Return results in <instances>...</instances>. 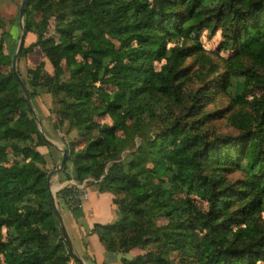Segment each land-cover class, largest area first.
Masks as SVG:
<instances>
[{"label":"trees","instance_id":"obj_1","mask_svg":"<svg viewBox=\"0 0 264 264\" xmlns=\"http://www.w3.org/2000/svg\"><path fill=\"white\" fill-rule=\"evenodd\" d=\"M51 28L59 42L47 39ZM203 32L211 38L220 33L218 51L233 58L201 98L233 88L241 103L250 87L261 93L245 120L232 118L239 135L211 138L195 127L197 121L179 117L122 159L135 137L144 138L151 103L181 101L184 64L192 48L204 52L198 40ZM29 34L36 41L20 56L40 48L53 68L43 87L61 98L70 131L86 138L96 119L112 121L74 155L69 178L92 179L98 192L113 196L117 219L90 232L106 252H146L122 264H264V225L254 220L264 212V0H27ZM172 43L181 45L168 47ZM63 61L70 72L66 82ZM7 63L0 38V255L6 264H68L73 256L52 207L45 158L37 151L47 145L12 72L1 71ZM43 70L41 63L29 71L35 88L42 86ZM110 80L117 88L111 94L102 88ZM9 155L20 161L9 165ZM239 162L243 182L233 185L226 173ZM72 194L66 188L59 198L78 220V201L67 203ZM192 197L207 210L193 215ZM162 219L167 223L159 226ZM239 222L250 228L249 236L244 228L233 231Z\"/></svg>","mask_w":264,"mask_h":264},{"label":"rangeland","instance_id":"obj_2","mask_svg":"<svg viewBox=\"0 0 264 264\" xmlns=\"http://www.w3.org/2000/svg\"><path fill=\"white\" fill-rule=\"evenodd\" d=\"M22 1L23 0H0V38L3 40L4 54L8 60V63L1 68L3 73L12 72L13 58L17 53L20 37L22 34H24V18L21 21V25L19 20V12ZM24 37V48H28L36 41V38L31 34L26 36L24 35ZM47 39L55 42L60 41V38L52 33V28L50 33L47 35ZM198 40L201 45V49L204 52H201L198 46H196L195 48H192V52L195 50L193 52L192 58L190 57L185 61V76L181 81V101L176 104H173L169 101L163 103H151L152 112L145 114L143 117V121L145 122L144 125L147 129L146 133L144 135L142 134L144 138L135 137L134 146L130 147L121 154L122 159H125L128 154L134 152L142 142L141 139L147 138L145 136L154 138L156 135H159L163 131L171 128V125L174 123V119L179 117L183 123L197 121L195 127H201V130L211 138L223 136L237 137L239 135L240 131L233 126L232 118L238 117L239 119L245 120L247 115L252 113V109L257 104L261 93L259 90L250 87V91L244 96L241 103L235 99V92L233 88L230 90L217 91L214 96L208 99L201 98L202 95H205L203 89L208 85L210 80L225 75L227 70L226 63L232 60L233 54L230 52L225 53L218 51V47L221 43L220 33L211 38L209 37L208 33L203 32L200 33ZM174 45L179 46L181 43H172L168 45V47H172ZM192 45L194 44L188 43L186 46L190 48ZM244 62L248 68L252 67L254 69L250 63L246 61ZM41 63H44V70L38 81H40L42 86L35 88L33 86L35 83L33 82V76L29 74V71L36 69V67ZM62 65L64 70L62 81L66 82L69 80L70 72L66 69L64 61ZM154 69L158 71L160 69V65L155 63ZM16 71L23 81L29 93V97L31 94L34 95V99L30 100L33 107V114L38 123L40 134L42 133L47 140L55 145V148H51L48 145L47 147L37 148L38 152L39 150L42 151V155L46 161V165L43 167V169L48 173L49 192L51 191L50 180L53 176H59L61 180L68 181L66 184L72 182V186L77 185L78 182L69 180L73 172L72 160L74 155L85 148L87 139L100 137L102 127L112 125L111 119L109 117L96 119V126L93 132L87 134L86 138H81L80 136L76 135L75 132H71L68 125L67 116L61 110L58 102L61 100V98H55L49 90L43 87L45 83L53 78V68L46 60L40 48H35L34 51L26 56H19L16 62ZM257 73L261 74V71H257ZM232 81L234 84L236 83L235 79ZM213 87L215 88L216 85L213 84ZM102 88L104 91L110 94L117 91L113 80H110L107 84L103 85ZM214 91L215 90H212V92ZM195 106L197 108L192 109L191 114H189V109ZM195 113H197V116L193 117ZM118 135L122 136V134ZM66 148H68L70 151V156ZM63 150L67 151L68 158H70L71 161L67 163V158L65 166L59 170L60 161L62 158L61 151ZM16 161L20 160L9 155V165ZM240 163L241 162L235 163L236 168H230V170L226 173L227 180L233 185H238L243 182L244 174L237 170L239 169ZM241 164L242 166L244 165L243 163ZM64 168H66V171L65 173H62ZM86 181L88 182V186L90 185L95 187L94 181L92 179H88ZM52 197L56 204L53 193ZM119 198H122V196H119ZM190 206L192 207L191 209L193 215L199 214L200 212H205L207 210L205 203L193 197L191 198ZM254 220L256 226L259 227L264 225V212L261 213V215H256ZM166 223L167 221L162 219L158 222V225L161 226ZM251 223L253 224V222ZM238 228H244V233L247 236H249L251 233L250 228L241 223L232 227L233 231H236ZM69 253L71 254L70 251ZM145 253L146 252L144 251L135 249L133 251L132 258L142 256ZM171 258L176 261L178 256L171 255ZM72 261L77 263L73 257L69 263ZM6 263L7 258L3 255H0V264Z\"/></svg>","mask_w":264,"mask_h":264},{"label":"crops","instance_id":"obj_3","mask_svg":"<svg viewBox=\"0 0 264 264\" xmlns=\"http://www.w3.org/2000/svg\"><path fill=\"white\" fill-rule=\"evenodd\" d=\"M39 152L43 154L42 151L39 150ZM67 182L61 180L59 176H53L50 180V189L72 245L73 259L77 258L83 264H122V259H131L134 250L128 254L108 253L98 237L90 233L95 225L112 224L117 219L113 196L98 192L96 187L88 186L87 181H84L87 199L81 202L82 217L75 220L70 210L59 198L62 190L74 189L72 182L66 184ZM74 260L77 262L76 259Z\"/></svg>","mask_w":264,"mask_h":264},{"label":"water","instance_id":"obj_4","mask_svg":"<svg viewBox=\"0 0 264 264\" xmlns=\"http://www.w3.org/2000/svg\"><path fill=\"white\" fill-rule=\"evenodd\" d=\"M26 3H27V0H23L22 4H21V7H20V12H19L20 25H21V21L24 18ZM24 41H25V37H24V34H22L21 37H20L17 53H16V55L13 58L12 74L15 77L17 83L19 84V87H20V89L22 91V94H23V97L25 98L26 103L28 104L29 108L31 109V111L33 113V107H32V103H31L30 97H29V93H28L23 81L19 77V74L16 71V62H17L18 57L20 56V53H21L22 49L24 48ZM41 137H42V140L46 143V145H48L51 148H55V145L53 143H51L49 140H47L46 137L42 133H41ZM61 152H62V158H61V161H60L59 170H61L65 166V164L67 162V158H68V153H67L66 150H63ZM49 193H50V195L52 197L51 191ZM52 207L54 209V213H55L56 219H57L58 224L60 226L61 233H62L63 239L65 241V244H66L68 250L72 254V245H71V242H70V240H69V238H68V236L66 234V231H65V228H64V225H63L62 217H61L59 211L57 210V207H56V204L54 202L53 197H52ZM74 259L77 260L78 264H83L79 259H77V258H74Z\"/></svg>","mask_w":264,"mask_h":264},{"label":"built area","instance_id":"obj_5","mask_svg":"<svg viewBox=\"0 0 264 264\" xmlns=\"http://www.w3.org/2000/svg\"><path fill=\"white\" fill-rule=\"evenodd\" d=\"M74 189L72 190L73 194L67 199V203L69 205L74 206V202L78 201V206H81V202L83 200L87 199V193L85 191V182L83 184H77L73 185ZM69 264H78L74 263L73 261L70 262Z\"/></svg>","mask_w":264,"mask_h":264}]
</instances>
